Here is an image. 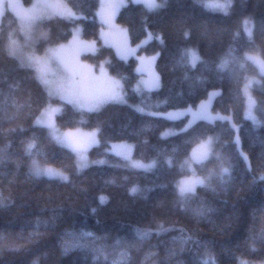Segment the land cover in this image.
<instances>
[{"label":"trees","instance_id":"trees-1","mask_svg":"<svg viewBox=\"0 0 264 264\" xmlns=\"http://www.w3.org/2000/svg\"><path fill=\"white\" fill-rule=\"evenodd\" d=\"M68 1L86 17L77 22L84 29L82 37L96 41L95 53L82 57L94 65L110 61L106 63L109 72L127 78L128 103H109L92 113L62 105L56 117L59 128L101 129L100 145L92 147L89 156L92 161L106 162L78 172L76 157L69 149L48 138L46 130L33 128L32 117L45 99L43 90L31 70L20 68L6 54L7 33L22 37L18 22L10 14L0 21V148L10 144L8 158L0 162V193L10 201L8 207L0 208V264H111L121 250L116 247L118 240L121 247L135 244L129 249V264H199L206 252L215 264H240L241 260L264 264V241L253 244L250 239L264 229V181L260 179L264 176V126L243 118L240 93L243 76L259 78L252 90L257 117L264 121V79L252 64L237 78L216 70L230 47L238 55L264 52V0H233L228 16L209 11L196 0H167L164 8L151 13L130 0L119 10L116 22L127 30L135 49L141 45L138 56L156 55L154 67L160 79L159 89L143 98L132 91L141 78L136 71L137 57L121 60L100 36L103 25L95 15L100 0ZM245 18L254 23L251 39L243 31ZM41 27L46 36L37 39L35 49L42 54L69 40L73 25L54 16ZM147 33L152 34L151 39ZM189 48H195L205 63L195 69L181 66L178 61ZM214 90L220 95L213 100L212 110L230 116L238 132L226 121L211 125L200 121L187 133L162 138L161 133L168 129L179 132L189 117L170 121L142 115L130 106L141 105L143 100V106L152 111L166 112L189 104L195 108ZM17 105L24 107L16 119H10L17 113ZM207 135L214 137L216 152L230 163L231 180L221 184L213 179L215 191L198 188L197 198L182 207L177 203L175 182L189 173L181 172L179 165L195 146L188 141ZM237 135L238 146L234 143ZM33 137L37 148L48 154L46 159L40 158L41 163L65 170L71 183L29 176L31 159L24 154V144ZM116 141L132 142L133 155L143 161L155 159L157 167L148 172L131 169L109 151ZM168 156L173 158L172 167L165 163ZM209 169H218V162L213 159L203 168L197 166V173L206 175ZM133 186L140 189L135 195L130 193ZM101 196L107 198L106 203L100 204ZM205 206L213 211L204 217L193 214V209ZM161 224L171 230L157 234ZM137 227L151 229V237L137 241ZM180 229L192 236L183 246L176 239L182 235ZM101 248L104 254L98 255L95 249Z\"/></svg>","mask_w":264,"mask_h":264},{"label":"snow or ice","instance_id":"snow-or-ice-1","mask_svg":"<svg viewBox=\"0 0 264 264\" xmlns=\"http://www.w3.org/2000/svg\"><path fill=\"white\" fill-rule=\"evenodd\" d=\"M135 5H141L149 13L164 8L167 0H132ZM203 8L220 12L224 16L230 14L233 7V0H196ZM123 7H127V0H100L98 10L95 15L100 18L101 24L107 26L108 31L101 29L100 36L107 44L109 38L119 31L114 24V18ZM11 15L18 22L19 30L23 34L24 43L15 37L14 32L9 31L6 36L5 51L8 57L19 62V67L31 70L33 78L43 90L44 102L37 109L36 114L32 117L33 128L46 130L47 137L55 141L62 148L69 149L76 157V169L78 172L83 171L92 166L93 163L103 164L106 161H90L88 151L100 145L101 129L96 127L88 133L80 130L68 129L61 132L56 124V117L62 112V105H71L73 109L81 113L97 112L109 103L127 104L125 80L126 77L116 78L108 75L104 68V64L110 61H103L98 69L81 61V55L85 53H95L96 41H86L82 39L84 29L79 26L78 21L86 19L70 5L67 0H31V3L25 4L23 0H0V21L6 16ZM57 16L68 21L73 25L70 31L71 38L67 43L58 44L54 47L46 48L43 53L34 50L35 40L33 33L46 19ZM252 21L250 19L243 20V31L249 39L252 36ZM121 39L114 42L116 55L121 60H127L130 55H134L136 50L141 46L137 45V49L129 46L126 31L120 32ZM235 35L238 37L239 32ZM46 34L41 33V37ZM147 38L151 39L152 34L147 33ZM158 39H162L157 37ZM25 49H29L25 51ZM155 56L152 58L137 57L140 66L137 67V73L141 74L136 84L132 87V91L137 95L144 97L145 93L150 94L159 89V76L153 71V63ZM178 63L187 68L195 69L198 64L205 63L199 53L194 48L185 49ZM248 64L254 65L258 69L261 79H264V52H243L242 55L237 54V50L229 48L228 51L220 58L216 65L218 73H228L231 77H240ZM147 78H143L144 75ZM187 78V74L185 75ZM203 83V78H199ZM244 83L240 89V93L244 100L243 118L252 121L253 125L264 126V121L257 118L255 114L256 102L251 95V88L254 84L260 83L255 77L243 76ZM218 91L208 92L206 98L200 100L199 104L194 108L187 105L183 108L175 109L172 112L152 111L141 105H130L142 115L150 117L163 118L165 120L174 121L183 116L190 119L183 125L179 132L168 129L161 133L162 138L187 133L190 128L197 122L203 121L207 124H215L217 121L228 122L232 129L238 132V128L232 122L230 116H224L219 113L212 112V102L215 97L219 96ZM57 101L58 103H54ZM166 103V101H165ZM23 105H17V113L13 114L10 119H16L17 115L22 111ZM159 107V104L155 105ZM20 131H24L21 127ZM190 144L195 146L191 148V152L187 159L180 163L181 172H188L190 175L182 176L175 182V193L177 203L182 207L187 206L192 200L197 198V189H211L213 179L218 180L221 184H226L231 180V165L226 163L224 158L215 150V139L211 135L189 140ZM234 143L239 145V136L235 137ZM6 145L0 148V162L8 158V148ZM135 145L123 143L120 145L113 144L111 150L127 162V166L131 169L142 170L148 172L157 167V160L153 159L149 163L142 160L133 159L132 153ZM175 151V149H174ZM24 154L31 159L29 167V176L37 179H47L49 181H58L60 183H71L70 176L65 170L54 168L50 164L41 163V157L47 158V153L37 148L36 139L33 137L24 144ZM243 155V153H241ZM218 162V169H209L206 175L197 173V166L203 168L211 160ZM247 160V157L244 156ZM165 163L173 166V158L166 157ZM19 166V165H17ZM127 179V177H125ZM260 179L264 181V176ZM115 183V181H111ZM140 191L138 186H133L130 193L135 195ZM100 204L107 202L104 196L99 197ZM10 201L2 193H0V208L8 207ZM193 214L197 217H204L211 211L210 207H201L193 209ZM92 212H96L93 208ZM163 224L157 229V234L163 231H170ZM135 237L137 241L143 242L152 235L151 229L135 228ZM181 237L179 239L181 245H186L192 240L191 235H186L184 229H180ZM250 239L253 244L257 240L264 241V229L261 230L259 236H252ZM116 247H120L116 258L111 264H129V249L135 247V244L125 245L121 247V242H116ZM68 250L67 248L65 249ZM254 250V249H253ZM98 255H103L104 250L95 249ZM107 260V256H105ZM199 264H215L210 253L206 252L205 258L200 260ZM240 264H248L247 261L241 260Z\"/></svg>","mask_w":264,"mask_h":264},{"label":"rangeland","instance_id":"rangeland-1","mask_svg":"<svg viewBox=\"0 0 264 264\" xmlns=\"http://www.w3.org/2000/svg\"><path fill=\"white\" fill-rule=\"evenodd\" d=\"M129 1H130V0H127V3H128ZM23 2L25 3L24 0H23ZM67 2L69 3L68 0H67ZM25 4L27 5V4H29V3H25ZM117 14H118V13H117ZM116 16H117V15H116ZM116 16H115V18H114V24L116 25V29L119 30V31L115 32L114 35H113L112 37L109 38V43H108V45L114 47V46H113V43H114V42H118V41L121 39L120 32H122V31H126L129 46L135 49L134 45L129 41V36H128L127 30H126L125 28H123V27H121L120 25L117 24V22H116ZM52 17H54V16H52ZM50 18H51V17H50ZM99 19H100V18H99ZM245 19H246V18H245ZM247 19H250V18H247ZM250 20H251V19H250ZM251 21H252V25H253V27H252V35H253L254 23H253V20H251ZM78 24H79V26L81 27L80 23H78ZM101 29H102V28H101ZM103 29H104L105 32L108 31L107 26H105V25H103ZM19 31H20V30H19ZM41 33H45V30H44V29L41 27V25H40L38 28L35 29V31H34V33H33V39L35 40V46H36L37 39L41 36ZM20 35H22V37H20V36H18V35H17V36L15 35V37L20 41L21 44H23V43H24V38H23V34H22V32H21ZM82 39H84V40H86V41H93V39H86V38H84V37H82ZM67 41H68V40H67ZM67 41H65V42H63V43H67ZM94 41H95V40H94ZM60 44H62V43H60ZM105 44H106V43H105ZM57 45H58V44H57ZM35 46H34V50L36 51ZM55 46H56V45H55ZM50 47H54V46H50ZM136 47H137V46H136ZM96 48H97V45H96ZM114 49L116 50L115 47H114ZM194 49H195V48H194ZM28 50H29V49H25V51H28ZM197 52H198V51H197ZM138 55H141V54H139V53L137 52V50H136V52H135V54H134L133 56H135V57H141V58H151V57L138 56ZM155 56H156V55H155ZM80 59H81L82 62H84V63H86V64H90V65L96 67V68H97V73H98V69H99L100 64H101L103 61H105V60H103V61L99 62V65H94V63H92V62H90L89 60L83 58L82 55H81ZM139 66H140V63H139ZM104 68H105L106 72L108 73V75H110V76H112V77H116V78H121V77H119V76H117V75L111 74V73L109 72L108 67L106 66V64H104ZM153 71L159 76V74H158V72H157V70H156V67H154V63H153ZM143 78H147V75L145 74ZM140 79H141V78H140ZM255 79H256V80H259V78H257V77H255ZM159 81H160V79H159ZM214 91H217V90H214ZM250 91H251V95H252V97L254 98V100H255V102H256V99H255V96L253 95L252 89H251ZM54 103H58V102H57V101H54ZM174 110H175V109H172V110H169V111H166V112H172V111H174ZM212 112L215 114V112H214L213 110H212ZM255 114H256V111H255ZM256 116H257V114H256ZM257 118H258V117H257ZM189 119H190V117L188 118V120H189ZM56 124H57V123H56ZM57 127H58V126H57ZM58 128H59V127H58ZM237 128H238V126H237ZM59 129H60V128H59ZM69 129H73V130H77V129H78V130H80V131H82V132H84V133H88V132H91L92 130H94V129H86V128H83V127H75V128H69ZM67 130H68V129H60L61 132H64V131H67ZM123 143H127V144H130V145H134L132 142H129V141H116V142H112V143L110 144V146H109L108 149H109V151L115 153L114 151L111 150V146H112L113 144L120 145V144H123ZM132 156H133V159L140 160L139 158H136V157L133 155V153H132ZM88 157H89V160L92 161L91 158H90V156H89V151H88ZM101 160H102V159H101ZM97 161H98V160H97ZM142 161H143V160H142ZM150 161H152V160H150ZM150 161H143V162H144V163H149ZM53 167H54V166H53ZM54 168H56V167H54ZM188 175H190V174H188ZM199 175H200V174H199Z\"/></svg>","mask_w":264,"mask_h":264},{"label":"bare ground","instance_id":"bare-ground-1","mask_svg":"<svg viewBox=\"0 0 264 264\" xmlns=\"http://www.w3.org/2000/svg\"><path fill=\"white\" fill-rule=\"evenodd\" d=\"M254 86V85H253ZM252 89V88H251ZM252 92H253V90H252ZM254 95V94H253ZM61 129V128H60ZM101 160V159H100ZM103 160V159H102ZM190 174V173H189ZM69 175V174H68ZM188 175V174H187ZM184 176H186V175H184ZM180 179V178H179Z\"/></svg>","mask_w":264,"mask_h":264}]
</instances>
